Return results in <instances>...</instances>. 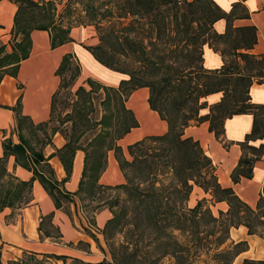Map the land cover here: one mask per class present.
I'll list each match as a JSON object with an SVG mask.
<instances>
[{
  "label": "trees",
  "instance_id": "trees-1",
  "mask_svg": "<svg viewBox=\"0 0 264 264\" xmlns=\"http://www.w3.org/2000/svg\"><path fill=\"white\" fill-rule=\"evenodd\" d=\"M10 1L18 7L13 32L16 37L21 35V40L15 43L11 53L0 47V84L7 75L16 77L20 63L30 56L32 31H49L52 48H57L74 41L70 35L73 28L88 26L94 27L99 43L86 48L103 66L124 74L126 79L117 87L88 79L86 85L90 90L85 86L77 88L75 95L81 102L73 106L72 115L83 121L84 108L90 104L92 93L101 90L104 91L101 106L109 115L99 121L97 126L102 129L87 146H80V139L89 129L78 133L74 125L66 145L48 158L45 148L53 146V136L62 134L54 125L57 99L63 90L75 85L81 73L79 64L68 54L59 66L57 75L61 82L52 97L49 121L35 124L22 116L19 100L14 111L20 142L6 139L4 155L0 157V212L28 204L35 179L42 183L57 209L72 203L74 195H80L85 202L101 190L122 191L129 203V218L127 209L124 215L114 212L113 208L120 204L115 200L108 207L114 216L107 222L103 234L110 240L115 229L130 226V238L134 241L118 247L110 244L112 262L104 259L98 263L77 264H160L165 259L173 261L172 264H196L193 257L199 258L204 251L214 260L218 259L219 264H234L235 258L248 249V244L230 241L233 228L244 226L249 235L264 236V188L257 205L249 206L232 187L219 183L217 167L200 142L185 136L189 126L209 122V131L223 142L225 121L248 114L253 116V126L239 143L242 157L231 174L234 184L243 178L252 179L254 165L264 155V144L251 145L264 138V104L254 103L250 95L254 83H264V53L252 52L258 43L255 26L235 25L237 20L251 17L242 3L233 4L226 12L214 0H66L64 13L58 15L56 0ZM77 4L81 7H75ZM63 15L68 18L66 24L57 21ZM219 20L227 23L222 34L214 30ZM206 45L221 54L224 61L221 68H205ZM180 57L188 63L178 64L176 59ZM142 88L150 90L149 106L167 122L168 131L130 145L128 152L133 159L129 161L118 142L139 127L126 103ZM216 93L223 94L221 101L202 115L201 111L208 107L205 99ZM150 144H157L155 151L158 152L148 154L145 159L135 156ZM225 146L228 145L225 143ZM78 150L85 152L80 188L74 194L63 193L49 160L57 155L69 177ZM112 151L126 181L121 185H102L99 180ZM11 156L15 157L16 164L33 171L30 181H17L10 175L7 161ZM129 168L134 175L128 174ZM146 183L148 187L143 188ZM195 186L210 194L211 202L204 198L194 207H188ZM220 202H226L228 210L215 215L211 205ZM95 209L94 214L99 211ZM52 217L50 214L43 218L39 231L42 237L58 239L60 230L52 224ZM244 264L255 262L246 260Z\"/></svg>",
  "mask_w": 264,
  "mask_h": 264
},
{
  "label": "crops",
  "instance_id": "crops-1",
  "mask_svg": "<svg viewBox=\"0 0 264 264\" xmlns=\"http://www.w3.org/2000/svg\"><path fill=\"white\" fill-rule=\"evenodd\" d=\"M224 11L229 12L233 4L240 2L249 11L250 19L237 20L236 26L253 25L258 31V43L253 49L254 54L264 53V0H214ZM18 7L10 0L0 1V47H5L6 53H11L15 43L20 42L21 35L15 36L13 29ZM226 20H219L214 24V30L222 34L226 31ZM73 42L52 48L49 31L34 30L31 32V53L19 65L16 77L7 75L0 84V157L4 155L3 143L12 138L19 143V131L14 108L21 104L22 116L30 118L35 124L47 122L51 119L52 97L59 89L61 78L57 70L64 57L71 54L80 66V76L75 82L77 88L86 86L88 79H92L104 86L117 87L124 74L114 72L96 60L86 48L99 43L93 26L77 27L71 31ZM224 64L219 52H215L208 45L204 47V66L206 69H219ZM252 101L264 104V83H254L250 89ZM150 90L142 88L135 91L128 99L127 108L132 110L139 122V127L133 128L118 142L124 152L128 147L148 136L163 135L168 131L167 122L161 120L157 112L151 110L148 99ZM222 93L208 96L205 101L208 107L201 111L202 115L210 112V107L221 101ZM252 115H237L227 119L224 124V141L216 138L209 131V122L192 125L185 129V136L200 142L206 154L217 167L216 175L223 187H232L236 194L249 206L255 207L264 188V155L254 165L252 179L243 178L234 184L231 174L242 157L239 143L245 140L252 130ZM53 146L45 148L48 158L57 150L63 148L67 141L62 134L57 133L52 138ZM225 143L228 145L225 146ZM264 144V138L251 145L259 147ZM55 171L58 186L63 193H76L80 188L84 165L85 152H76L72 173L68 177L64 165L57 155L49 160ZM7 170L17 181H30L34 173L18 164L14 156L8 158ZM65 180V182H63ZM125 177L115 157V153H108V164L99 183L102 185H121ZM208 199L211 195L195 186L189 198L188 206L194 207L199 200ZM212 211L218 215L219 211L226 212V202L211 205ZM53 214L52 224L59 228L60 238L42 237L39 231L43 218ZM109 208H103L93 216L83 208L81 196L74 195L70 204H64L57 209L54 200L45 190L42 183L35 179L32 184L30 202L20 208H5L0 212V260L7 264L15 254L12 250L47 257L53 264H71L69 262L98 263L108 259L107 250L103 251V230L107 222L113 218ZM96 237L97 241L95 240ZM231 242L246 241L248 249L239 254L234 264H244L246 260L255 264H264V236L249 235L244 226L233 228L230 233ZM5 254L8 257L5 260Z\"/></svg>",
  "mask_w": 264,
  "mask_h": 264
},
{
  "label": "rangeland",
  "instance_id": "rangeland-1",
  "mask_svg": "<svg viewBox=\"0 0 264 264\" xmlns=\"http://www.w3.org/2000/svg\"><path fill=\"white\" fill-rule=\"evenodd\" d=\"M56 2L57 3L59 2L57 9H58V15H60L61 13H64V7L67 1L63 0L62 2H60V0H56ZM75 7L80 8L81 6L77 4L75 5ZM67 20L68 18L65 17L64 15L57 17L58 23H60V21H63L62 23L66 24ZM161 47L164 48V46H161ZM165 50H162L163 55H165L164 54ZM176 60L178 61V64L180 65L188 63V60L183 57H180L179 59H176ZM198 64L201 65V63L199 62ZM85 87H87V89L90 90V87H88L87 85ZM76 90H77L76 85H74L73 87L71 85L68 89L63 90L61 94L58 96L57 103H56L54 125L55 127H59L66 141H67V136H70L74 125L75 126L77 125L78 133H81L83 130L85 131L86 129H89L88 131L84 133L83 137L80 139L81 140L80 146H87L89 141L94 137V135L97 134V132L100 129H102L100 126H97V124L99 123V121L102 119L103 116L109 115V112H105L104 108L101 106V101L104 98V91L101 90L99 92L92 93L90 104H88L84 108L86 118L83 121H81L79 116H75V114L72 115L73 106L81 102L80 97L75 95ZM67 115H70V116L72 115L71 116L72 120H69L70 118L67 119L68 117ZM157 147H158L157 144H150V146H145L142 148L144 152L141 153L139 151L135 154V156L137 155L145 159L147 158L148 154L158 152V151H155ZM89 150L91 151V149ZM124 158L129 161L133 159L129 155L128 150H127V153L124 152ZM149 159L152 160L151 158ZM154 160L157 163H159V160L157 158H154ZM160 164L162 165L161 162ZM128 174L132 176L134 175V171L129 168ZM9 179L10 177L6 178L7 181H9ZM14 182L16 181L14 180ZM146 187H148V183L143 185V188H146ZM85 197L86 196H84V198ZM29 199H30V195L28 196V200ZM117 199L120 201V204L115 206L113 210L115 213L124 215V212L129 206V203L126 201L127 199L126 194H124L122 191H103L101 190L92 200L87 198L85 202H82V205H83L84 210L89 215L93 216L94 213L92 212V210L94 211V209L96 208L95 209V212H96L98 210L99 211L102 210L103 208H108L109 204L113 203ZM24 205L25 204L21 205L20 207ZM127 218H129L128 209H127ZM121 226L113 231L114 234L110 240L106 237V235L103 234V243H104L105 248L104 249L102 248V250L103 251L107 250L109 262H112V256L110 253V244H112L113 247H118L119 245L125 244L127 241L131 243L132 241H134V239L130 238L131 237L129 233L130 226H126L122 230H121ZM142 245H143L142 243L141 244L139 243L140 247H142ZM12 252L15 254V257H12V259H10L7 264H41V263L53 264V261L55 262V260L52 261L51 259H48L47 257L19 252L15 250H12ZM202 253L203 254H201L200 257L197 259L193 257V260L196 262V264H219L220 263L219 261H217L218 259L214 260L212 257H210V255L207 252L204 251ZM8 257H11V256H9L8 254H5V260ZM172 262L173 261H171L170 259H165L160 264H172ZM69 263L77 264L76 262H69ZM59 264H63V263L60 262Z\"/></svg>",
  "mask_w": 264,
  "mask_h": 264
}]
</instances>
